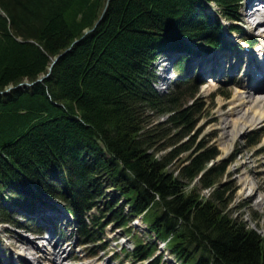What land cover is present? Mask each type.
Here are the masks:
<instances>
[{
    "label": "trees",
    "instance_id": "trees-1",
    "mask_svg": "<svg viewBox=\"0 0 264 264\" xmlns=\"http://www.w3.org/2000/svg\"><path fill=\"white\" fill-rule=\"evenodd\" d=\"M107 1L0 0V219L13 222L7 192L19 208L49 196L78 218L86 241L110 222L131 232L130 220L143 216L181 264H264V237L229 213V190L217 186L225 167L206 171L217 152L201 145L172 171L192 145L158 156L148 127L153 115L170 114L168 123L194 131L196 112L180 105L183 84L159 95L151 66L186 39L224 47L220 22L204 0ZM209 1L235 19L244 0ZM70 47L48 78L19 86L47 75ZM108 187L117 195L104 201ZM98 205L103 216L90 228L86 215ZM156 248L138 238L132 257L144 261Z\"/></svg>",
    "mask_w": 264,
    "mask_h": 264
},
{
    "label": "rangeland",
    "instance_id": "rangeland-1",
    "mask_svg": "<svg viewBox=\"0 0 264 264\" xmlns=\"http://www.w3.org/2000/svg\"><path fill=\"white\" fill-rule=\"evenodd\" d=\"M253 1L260 3L262 0ZM203 2L205 7L207 5L211 6V11L215 13L219 11L216 2L209 0H204ZM247 4L248 1H246L245 5ZM247 11L249 10L246 9L244 13H247ZM250 19L254 21L252 17ZM250 24L246 25L250 26ZM261 25L263 26L264 23ZM232 38L238 39V36L233 34ZM204 48L206 46H202L199 52L190 54L182 51H171L166 54L165 50H160L161 52L156 53L155 56V58H158L163 55L162 58H168H166V61H161L160 56L156 61V69L160 74L162 73L160 68L164 64L169 65L167 67L168 75L170 80L173 78V85L185 77L190 81V85L182 88L178 96L183 110L193 108L192 110L196 112L194 117L196 127L194 131L186 135L182 128H177V126L168 123L167 120L170 114L153 115L152 123L148 127L152 126L153 130L151 132L158 133L154 137L158 156L167 155L175 150L178 151L179 148L184 149V147L192 145L190 150L183 152L174 160L170 166L172 171H178L184 164L189 163L190 158L199 154L195 153L201 145L204 150L213 149L215 152H219L218 157L208 164L206 171L215 165L225 167L223 174L217 179V186L220 189L229 190L226 195V200L230 201L227 208L229 213L234 218L246 223L247 228L258 231L264 237V151H261L262 149L264 150V125H256L247 133L239 136L228 153H224V144H221L220 141L221 133L216 129L221 125L220 114L230 109V98L240 90L243 84L251 81L248 70H243L242 64L237 63L238 58H241L243 53L239 52L237 58H234L235 53L238 52H233V54L231 51L223 53L209 52L204 51ZM180 54L187 55L185 59L186 65L184 66H182L183 64H176V58L180 57ZM204 72H207L206 77L203 76ZM260 87H264L263 80L260 82ZM220 103L225 104L221 111ZM249 141L253 146H248ZM231 158H233L232 161ZM246 174L249 176L247 183L244 182ZM200 177L201 175L194 180L192 185L197 184L200 187ZM106 190L110 194L104 198V201L113 200L117 192L113 191L111 187L106 188ZM201 190L203 195L210 196L211 188ZM251 193H254L253 197H249ZM102 201L100 203L101 206L102 203H105ZM260 201L263 202V206L259 205ZM118 202L119 205L124 207L125 213L129 211L124 198H121ZM35 207V210L28 207L21 208L18 212L17 210L15 211L16 217L14 219L18 222V225L8 223L1 225L0 264H18L21 261L18 258L20 257L19 254L25 253L23 248L27 247L33 248V250L40 249L42 252L40 262L45 264L47 260L43 259V254L47 255L57 242L60 244L58 251L61 250L60 252L64 254L63 258L68 256V258L63 260V264H145L144 262L134 263L131 257H125L127 252H132L133 250L132 241L126 237V233L121 226L117 228L118 223L105 225L104 229L106 230L103 237L106 241L104 243L97 246L92 244L75 247V239L72 234L73 227L69 221L65 220L64 217L56 218V213L53 212L58 211L51 204L47 205L45 210H42L41 207ZM97 210L100 209L98 208ZM97 210H93L92 214L97 213ZM101 221L104 222L102 219ZM143 221L142 216H137L130 220L129 224L145 243H156L159 247L156 252L158 254L162 253L159 264H180L168 250L162 248V241L156 238L155 233L151 232L148 225L145 223L146 226L142 223ZM37 224L41 227H46L49 233L54 232V230L57 231V235L54 233L52 239H48V236L45 235H34L30 230L36 229L38 227ZM67 239L69 243H66ZM16 244L21 246L20 252L15 248ZM38 244L46 245L40 247ZM103 244L107 246L105 250L98 248L99 245L102 246ZM124 249L127 251L124 252ZM117 254L119 257H117ZM25 255L27 254L25 253ZM27 256L35 257L34 253ZM27 256H24V258L29 263Z\"/></svg>",
    "mask_w": 264,
    "mask_h": 264
},
{
    "label": "bare ground",
    "instance_id": "bare-ground-1",
    "mask_svg": "<svg viewBox=\"0 0 264 264\" xmlns=\"http://www.w3.org/2000/svg\"><path fill=\"white\" fill-rule=\"evenodd\" d=\"M261 13V9L257 8L256 12L252 15L256 17L255 21L259 24L264 21V16L260 18ZM246 17H249L248 13H246ZM262 44V42L258 44L256 51L264 52V46H262ZM203 76L206 77L207 72H204ZM262 80L264 79L257 78L252 83L244 85L230 98V109L220 114L221 125L216 129L221 133L220 141L221 144H224V153L230 152L231 146L233 147L238 137L243 135V133H247L256 125H264V87H260V81ZM224 106V103H220V111ZM248 178L249 176L246 174L244 178L245 183L248 182ZM253 195L254 193H251L249 197H253ZM259 205L263 206V202L260 201ZM59 246V243H56L52 253L48 252L47 255L43 254V259L47 260L45 264H63V260H65L67 256L63 258L64 254L60 252L61 250L58 251ZM23 250L28 254L34 253L35 257L30 264H42L40 262V257L42 256L40 249L33 250V248L27 247L23 248ZM20 251L21 250H19V252Z\"/></svg>",
    "mask_w": 264,
    "mask_h": 264
},
{
    "label": "water",
    "instance_id": "water-1",
    "mask_svg": "<svg viewBox=\"0 0 264 264\" xmlns=\"http://www.w3.org/2000/svg\"><path fill=\"white\" fill-rule=\"evenodd\" d=\"M109 1H110V0H108L107 4L109 3ZM105 12H106V8H105V10L103 11V14H102V16H101V19L103 18V15L105 14ZM75 43H77V41H76ZM75 43H74V44H75ZM71 47H72V46H71ZM71 47L68 48L65 52H63L62 54H60L59 56H57V57H55V58L53 59L52 64H51V67H50V71H49V73H48L47 75L43 76L42 78L38 79L37 81H35V82H33V83H27V84H28V85H32V84H34V83H36V82H42L44 79L48 78V77L50 76L51 72H52V69H53L54 65L57 63V61L60 59L61 56H63L64 54H66V53L71 49ZM24 85H25V83L20 84V86H24ZM11 89H12V88H10V89H8V90H11Z\"/></svg>",
    "mask_w": 264,
    "mask_h": 264
}]
</instances>
